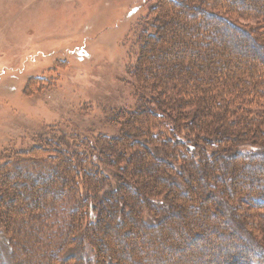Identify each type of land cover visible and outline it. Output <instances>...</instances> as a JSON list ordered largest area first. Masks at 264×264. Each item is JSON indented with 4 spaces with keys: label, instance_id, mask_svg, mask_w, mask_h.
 Instances as JSON below:
<instances>
[{
    "label": "trees",
    "instance_id": "1",
    "mask_svg": "<svg viewBox=\"0 0 264 264\" xmlns=\"http://www.w3.org/2000/svg\"><path fill=\"white\" fill-rule=\"evenodd\" d=\"M150 1L126 68L133 105L106 112L116 132L51 129L0 164L9 264H72L81 244L93 264H124L160 240L174 263L143 264H264L225 215L264 236V1Z\"/></svg>",
    "mask_w": 264,
    "mask_h": 264
},
{
    "label": "rangeland",
    "instance_id": "2",
    "mask_svg": "<svg viewBox=\"0 0 264 264\" xmlns=\"http://www.w3.org/2000/svg\"><path fill=\"white\" fill-rule=\"evenodd\" d=\"M150 5V0H0V164L14 152L30 148L39 136L50 135L51 129L116 132L106 112L133 105L135 82L126 68L135 59L139 22ZM110 182L114 184L111 178ZM226 211L230 228L255 249L264 250V236L235 223ZM143 218L153 224L160 217L145 211ZM111 232L104 235L107 247L115 242ZM160 241L150 256L145 247L141 253L128 249L133 254L129 260L121 252V262L143 264L159 251L173 262L180 253L173 242L168 241L172 244L167 250ZM198 245L184 251L192 253ZM6 247L8 252L0 236V256L9 264ZM70 253L72 264L94 263L86 244L72 247ZM162 262L155 264H166Z\"/></svg>",
    "mask_w": 264,
    "mask_h": 264
}]
</instances>
